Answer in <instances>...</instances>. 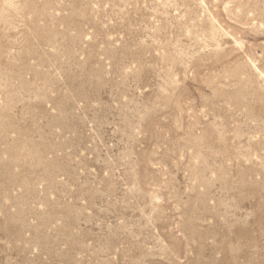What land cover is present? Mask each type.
<instances>
[{"label":"rangeland","instance_id":"1","mask_svg":"<svg viewBox=\"0 0 264 264\" xmlns=\"http://www.w3.org/2000/svg\"><path fill=\"white\" fill-rule=\"evenodd\" d=\"M0 264H264V0H0Z\"/></svg>","mask_w":264,"mask_h":264}]
</instances>
